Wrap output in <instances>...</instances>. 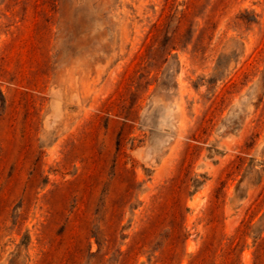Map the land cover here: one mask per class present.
<instances>
[{
	"label": "rangeland",
	"instance_id": "1",
	"mask_svg": "<svg viewBox=\"0 0 264 264\" xmlns=\"http://www.w3.org/2000/svg\"><path fill=\"white\" fill-rule=\"evenodd\" d=\"M0 264H264V0H0Z\"/></svg>",
	"mask_w": 264,
	"mask_h": 264
}]
</instances>
